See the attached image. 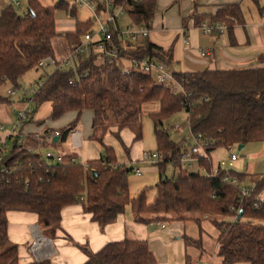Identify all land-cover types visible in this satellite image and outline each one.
I'll return each instance as SVG.
<instances>
[{
    "label": "trees",
    "instance_id": "trees-1",
    "mask_svg": "<svg viewBox=\"0 0 264 264\" xmlns=\"http://www.w3.org/2000/svg\"><path fill=\"white\" fill-rule=\"evenodd\" d=\"M251 1L264 18V6L260 7L258 0ZM27 2L28 8L21 15L13 4L0 11V87L8 84L17 89L26 72L45 70L37 67V63L54 55L52 40L59 36L56 11H64L75 19L74 32L64 35L67 43L78 42L90 27L89 20L78 21L77 9L62 1L51 7H43L38 0ZM124 3L131 21L142 23L151 30L156 0H114L115 5ZM242 17L238 4L226 5L212 16L215 22H223L228 28L233 22L240 23ZM121 55L125 60L154 59L166 65L174 59L172 45L162 48L149 38L125 48ZM259 61L264 64V51ZM86 71H89L86 78L81 77L76 85L70 84L76 74L81 76ZM172 75L181 87L177 92L156 85L150 75L138 71L122 74L118 65L104 66L94 57L80 59L76 73L53 70L46 74L43 85L33 98V116L36 108L43 104L50 105V115L36 123L56 121L68 113L74 114V119L60 130H46L45 136L41 137L42 144L63 143L82 114L90 112L89 139L101 145L103 152L99 158L83 164L70 163V156L54 164L45 162L39 155L27 153L13 142L4 161L0 162V169L3 166L17 167L8 174L0 171V264H17V247L7 236L8 212L35 214L41 232L53 237L61 210L74 204H81L100 228L112 223L127 208L142 223L151 221L142 219V215H156L168 221L191 219L198 224L203 216L211 219L218 231L217 256L221 264H264V224L251 222L264 220V201L259 198L264 189V176L255 181L254 189L247 196H243L240 189L247 175L218 168L216 176H207L213 170L210 153L214 150L264 142V66L172 72ZM8 98L0 96V104L9 103ZM151 103L158 104L157 110L151 111L149 116L157 152L163 155L164 161L157 165L159 180L155 185L154 199L149 203L145 192L130 197L127 173L131 168L111 167L118 160L105 138L111 136L129 156V148L123 144L120 133L128 128L133 140L140 141L143 107ZM182 110L187 113L191 135L196 140L199 137L205 145H202L203 153L198 152L197 146L191 150L197 159L198 172H180L168 179L162 175L167 163L172 162L169 157L179 168L176 156L188 149L172 143L161 126ZM30 122L32 118L27 123ZM53 132L59 133L57 143L48 139ZM34 144H37L36 140ZM202 169L206 175L200 173ZM226 177L236 179L239 184L224 181ZM80 197L83 201L79 200ZM239 213L241 219L237 221ZM186 242L199 246L189 238ZM81 249L87 255L84 264L155 263L145 241L124 239L109 242L95 253Z\"/></svg>",
    "mask_w": 264,
    "mask_h": 264
},
{
    "label": "crops",
    "instance_id": "crops-1",
    "mask_svg": "<svg viewBox=\"0 0 264 264\" xmlns=\"http://www.w3.org/2000/svg\"><path fill=\"white\" fill-rule=\"evenodd\" d=\"M171 1L176 4V7L173 12L163 14L162 26L164 27L162 28H165L163 32L176 33V37L166 34V37H169L168 41L158 43L154 39L152 27L149 35V40L162 48L173 46L174 59L168 64L170 68L171 66L172 68L181 67V70L177 72H198L203 70H233L264 66L259 61V56L264 51V18L259 15L257 6L251 0ZM230 4L239 5L243 16L242 21L240 23L233 22L230 28L225 23L216 21L225 25L222 33H203L200 29L201 24L215 22L212 16L220 8ZM258 5L260 7L264 6V0H258ZM56 12L64 13L67 17L64 11ZM174 17H178L177 22L173 20ZM58 22H60V26ZM55 23L56 32L59 34V37L72 33L75 30V19L72 17L67 22H64L68 25H63V22L58 21L55 15ZM185 39L187 43H184ZM52 48L54 56L57 57H61L66 51V45L63 46L61 44L58 36L52 40ZM200 50H204L207 55L202 56ZM171 72L174 71L171 70ZM15 103L19 106V109L22 107L23 103L20 99L16 98ZM13 104L14 102L10 100L9 103L0 104V141H7L8 150L13 146L14 142V137L10 133L18 109L14 110V113L12 112L11 115L6 107H11ZM36 114L32 117V122L24 124L20 129V132L24 135V144L26 146L33 145L34 140H43L41 137L45 136L46 130H60L74 119V114L68 113L59 120L37 124L36 121L43 119ZM74 130L80 131L81 148H83L84 135L86 138H89L90 129L88 132H82L79 130L77 124ZM54 138L48 137V139H52L53 141ZM68 138L69 135L61 143L62 146ZM42 145V148L51 146L47 145V143ZM234 147L237 146H233L230 149L218 148L211 152L212 167L225 170L223 168L225 161L229 167L237 162L239 160V153L233 151ZM245 147L248 156L256 158L257 161L250 167L245 164V166L241 167V171L234 172L247 175L241 186H250L257 179L264 176V142L241 145L240 150ZM67 150L60 153L65 158L73 154L71 146ZM219 150H225L228 153L227 158L221 159L218 154ZM230 152L237 154L235 161L230 160ZM128 157L130 158V156ZM88 160L94 159H83V162ZM118 162H128L129 167L133 163V160L129 162L125 159L122 161L118 160ZM178 172L188 173L189 171L178 168ZM259 198L264 201V189L260 193ZM141 218L151 221L148 223L137 221V217L127 208L112 223L100 228L97 223L91 220V215L83 210L81 204H74L66 206L61 210V219L54 231L53 237H47L37 225L35 214L10 211L7 213V236L9 242L17 247V264H28L30 262H42L45 260L49 261L50 264H84L87 261V255L81 247L91 253H95L109 242L124 239L145 241L155 257L154 264H201V261L202 264L204 262L205 264H216L214 261L212 262V258L205 257V251L202 250L201 244L198 246L200 250L193 249V251H190L187 248L189 247V243L186 242L185 228L186 224L191 221L194 222L193 220L168 221L156 215H142ZM251 222L264 224V220H254ZM36 236L40 238V249L37 256H33L29 252V245ZM215 252L217 255V244ZM189 254L195 255V257L191 258Z\"/></svg>",
    "mask_w": 264,
    "mask_h": 264
},
{
    "label": "built area",
    "instance_id": "built-area-1",
    "mask_svg": "<svg viewBox=\"0 0 264 264\" xmlns=\"http://www.w3.org/2000/svg\"><path fill=\"white\" fill-rule=\"evenodd\" d=\"M11 3L18 7L19 3L17 0H10ZM62 2L76 8H85L90 14V27L89 29L80 36L78 42L69 43L66 47L65 53L61 57L57 56H47L41 59L37 63V67L52 69L54 71H71L76 73L77 66L80 59H88L94 57L97 61L104 66H114L118 65L122 74H129L132 71H138L142 74H147L152 77L156 85L164 86L177 92L181 89L180 85L174 79L172 72L167 68V65L163 62L154 59H130L125 60L121 55L122 51L135 44L140 43L145 38H149L150 30L146 28L144 24H134L129 16L127 15V4L115 5L114 0H61ZM138 0H134L137 2ZM126 18V23L124 28L120 25L121 18ZM200 29L205 34H211L213 32L222 33L225 29V25L219 22H209L203 23ZM187 43V40H184ZM202 56L207 55L204 50H200ZM124 62V63H123ZM89 71L84 72L81 76L76 74L75 80L71 81V85H76L79 79L86 78ZM43 85L42 82L36 83L29 88L19 87L17 89L8 90L9 96L13 97L17 95L18 99L21 100L22 107L16 111L15 122L12 125L11 133L14 137L15 145L20 149L25 150L29 154L39 155L41 159H44L47 163H61L63 162V156L61 154L52 155L50 152L42 154L41 148L43 147L40 139L36 140L37 144L28 145L24 144V135L20 132L22 126L29 122L33 116V98L38 91V89ZM180 125H174L170 127L166 132L169 134L172 131L180 132ZM51 138L59 137L58 132H53L50 135ZM70 146L73 150V154L69 157L70 163H76L77 156L80 157L78 153L81 148V133L78 130H73L69 133ZM200 144V145H199ZM203 144L198 137L196 140V146L199 153H203ZM8 144L6 140L0 141V162L4 161ZM74 151L76 153H74ZM230 151V150H229ZM230 160L235 161L237 154L231 153ZM142 162L146 164L153 165L155 163H161L164 161L163 155L159 152H146L142 151L140 155ZM174 162L172 157H169ZM176 161L179 164V169H187L189 172H193L194 164H196L197 159L193 157L191 151L182 152L176 156ZM80 163V162H78ZM83 160L81 164H83ZM128 162H117L111 165L113 169L116 168H128ZM15 167L3 166L0 171L3 174H8L14 170ZM217 169L213 168L211 174H207L208 177H214L217 175ZM132 170H134L132 168ZM201 173H205L204 169L200 170ZM135 175L139 176L140 171L134 170ZM224 181H229L232 184L238 185L239 182L236 179L224 178ZM255 187V183L250 186H241V194L243 196L249 195ZM83 201V197L79 198ZM40 249V238L38 236L34 237L33 241L29 245V252L33 256H37Z\"/></svg>",
    "mask_w": 264,
    "mask_h": 264
},
{
    "label": "rangeland",
    "instance_id": "rangeland-1",
    "mask_svg": "<svg viewBox=\"0 0 264 264\" xmlns=\"http://www.w3.org/2000/svg\"><path fill=\"white\" fill-rule=\"evenodd\" d=\"M61 0H38V2L43 6V7H51L58 3ZM156 5H155V11L154 15L152 18V33L154 35L155 41L158 43L166 42L168 41L169 37H166V34L169 36H175L176 33L174 32H163L165 28H162V16L164 13H171L173 12L174 8L176 7V4L172 2L171 0H156ZM17 2L20 4L18 7H15L16 11L18 14H23L26 12L28 8V2L27 0H17ZM176 2V0H175ZM12 4L10 0H0V11L1 9L8 5ZM77 19L78 21L85 22L90 19V14L89 12L86 11L85 8H80L77 9ZM56 19L58 21H62L63 25H68L64 22H67L68 19H70V16L67 15L65 16L64 13L61 12H55ZM175 22L178 21L177 18H173ZM126 23V18L122 17L120 20V25L122 28H124ZM58 25L60 26V22H58ZM171 27V26H169ZM164 36V38H163ZM58 39L60 40L61 44L63 46L69 45L67 43L66 39L64 36L59 37ZM180 39V38H179ZM178 41V40H177ZM180 41V40H179ZM176 48V47H175ZM168 70L171 72H177L181 70V67H173L167 65ZM53 70L52 69H39V70H30L24 74V76L20 80V86L21 87H26L29 88L30 86L44 82L46 74L51 73ZM13 89L11 86L8 84H4L0 87V96L3 98H8L11 102H14V104L11 107H6L8 109V112L12 115V112L14 113V110L16 111L19 109V106L16 105V98L18 97L17 94L16 96H9L7 91ZM32 106L35 108L34 102L32 103ZM158 108L157 103H151V104H146L143 107L142 111V117H141V122H142V138L140 141H134L133 140V134L132 132L126 128L123 129L122 132L120 133L121 140L123 144L129 148L130 150V158L125 155V153L122 150V147L118 142H116L115 139H113L111 136H107L105 138V143L107 145H110L113 147L117 160H125L131 162L133 160V163L128 167L131 168V170L127 173V181H128V190H129V195L130 197H137L139 194L145 192V197L147 202H152L154 199L155 195V185L159 180V175H158V163H155L153 165L146 164L141 161L140 155L142 151L146 152H157V146H156V140L154 136V130H153V123L152 120L149 116V113L151 111H156ZM36 115L42 117V119H47V117L50 115V105L49 104H43L40 107L36 108ZM35 109V110H36ZM50 122V121H48ZM90 124H91V115L90 113L84 112L80 118V122L78 123L79 130L86 131L88 132L90 129ZM174 125H180L181 126V131L180 132H175L172 131L168 134L169 140L176 144V145H183L185 148L188 149V151H191L196 147V139L191 135L190 133V128H189V122H188V117L187 113L182 110L169 119L165 120L163 122V125L161 126L162 131L168 130L170 127ZM84 144L83 148H80L78 153L80 154V157L77 156V161L82 162V160H87V159H96L98 158L101 153L103 152V148L101 145L98 143L90 140L89 138H86L84 135ZM252 144V143H251ZM255 144V143H254ZM70 146V140L69 138L66 140L65 144L62 146L61 144L53 145V146H48V148H41L42 154H45L47 151L50 152L52 155H57L62 153L63 151H68L67 148L69 149ZM184 149V148H183ZM233 151L235 153H239V160L235 163L232 164L231 167L227 165V162L225 161V165L223 168L225 170H232V171H241V167L245 164L250 167L252 164L256 163L257 159L256 158H251L248 156L247 149L242 148L241 150L238 149L237 147L233 148ZM74 153H76L74 151ZM218 154L220 155L221 159L227 158V152L225 150H219ZM63 156V154H62ZM131 159V160H129ZM139 159L138 161H136ZM264 166V162H263ZM139 170L140 175L137 176L134 173V170ZM194 170L198 172L199 170L197 169L196 164H194ZM178 168L174 166L171 162L167 163V165L164 168V174L162 176L171 179L172 177H176L178 175ZM184 173V172H182ZM201 173V172H200ZM246 222H250L249 220H245ZM185 236L186 238L191 239L194 242H197L201 244V247L203 248L202 250L205 251L204 255H206V258H212V262L214 261L216 264H220V259L218 256L215 254L216 252V236H217V229L215 225L212 223L211 219L206 218L201 216L200 217V223L196 222H188L186 224L185 228ZM189 247H187L190 251H193V249L200 250L197 245L188 244ZM191 258H194L195 255L189 254ZM202 264V261H201ZM205 264V262L203 263Z\"/></svg>",
    "mask_w": 264,
    "mask_h": 264
},
{
    "label": "water",
    "instance_id": "water-1",
    "mask_svg": "<svg viewBox=\"0 0 264 264\" xmlns=\"http://www.w3.org/2000/svg\"><path fill=\"white\" fill-rule=\"evenodd\" d=\"M58 142V137H55L54 138V143H57ZM241 148V145H239V149ZM241 219V213L238 214L237 216V221H239Z\"/></svg>",
    "mask_w": 264,
    "mask_h": 264
}]
</instances>
